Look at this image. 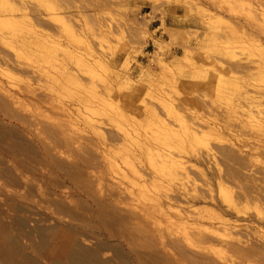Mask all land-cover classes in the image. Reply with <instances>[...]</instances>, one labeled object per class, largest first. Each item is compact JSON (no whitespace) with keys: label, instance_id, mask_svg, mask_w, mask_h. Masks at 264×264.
Returning <instances> with one entry per match:
<instances>
[{"label":"rangeland","instance_id":"obj_1","mask_svg":"<svg viewBox=\"0 0 264 264\" xmlns=\"http://www.w3.org/2000/svg\"><path fill=\"white\" fill-rule=\"evenodd\" d=\"M28 1L35 6V14L52 25L45 27L36 21L38 27L46 28L59 42L30 48L23 43L27 24H4L6 38L0 40V63L4 68H0V78L8 84L24 85L30 81L39 91L51 95L47 100H24L21 110L31 118L57 126L65 124L69 137L94 138L80 148L76 147L78 144L71 149L62 147L57 152L58 162H63L87 185L95 176L102 177L94 188L112 189L139 210L138 204L152 202L146 192L136 187L131 193L120 185L127 180L125 174L130 173L124 158L144 168L152 167L145 154L138 155L140 142L156 130V117L144 104L155 102L160 106L158 95H165L188 119L196 107L211 109L213 113L208 114L229 124L221 138L214 141V156L202 158L194 155L190 146L181 151L174 148V143L172 149L191 170L186 189L196 184L205 187L204 180L211 175H204V169L215 176L217 167L228 168V185L214 191L222 206L210 198L188 203L183 199L185 188L180 186L170 193L178 196L179 207H208L222 213L236 224L233 229L239 232L242 245L264 246V147H257L258 143L264 144V138L256 133L264 113L257 107L250 109L261 100H248L264 91V72L259 70L262 54L251 43V33L242 35V26L253 22L249 16L252 0ZM258 38L264 44V33L260 31ZM5 50L19 65L3 63ZM216 62L227 65L231 72ZM165 64L172 67V72L165 69ZM95 94L105 100H95ZM161 110L166 115L165 109ZM34 127L41 130V124ZM18 139L39 153V144L28 135H18ZM111 144L118 147L117 152L110 150ZM154 147L162 150L169 146ZM228 149L238 154V160L224 156L223 150ZM89 150L94 151L97 160L95 166L85 168L79 158ZM127 150H132V154ZM46 179L52 183L49 188H56L61 194L74 187L57 171ZM15 181L20 186L14 185ZM40 187H47L41 178L32 184L11 163L0 162V219L11 224L16 233H23L22 241L30 254H35L39 237L30 227L21 228L17 221L28 217L30 225L45 223L40 218L48 213L46 206L50 204ZM244 187L248 188L249 197H241ZM10 189L28 190L27 197H18L15 202L30 210L16 212L10 207ZM67 195L58 198L68 206L80 204L78 210L91 204L83 193ZM230 195L242 206V213L225 212ZM152 223L165 226L156 219ZM179 235L183 238L182 233ZM185 242L198 248L192 241ZM201 245L214 255L218 250L230 254L222 244Z\"/></svg>","mask_w":264,"mask_h":264},{"label":"bare ground","instance_id":"obj_2","mask_svg":"<svg viewBox=\"0 0 264 264\" xmlns=\"http://www.w3.org/2000/svg\"><path fill=\"white\" fill-rule=\"evenodd\" d=\"M263 4L264 0H252L249 16L253 22L247 27L242 26V35L251 33V43L261 50L260 72H264V44L258 38L260 31L264 33V7H261ZM35 12V6L28 0H0V40L6 38L4 24L21 23L28 26V32L23 39L26 46L34 48L39 44L59 42L46 28L38 27V23L45 27L52 25L48 20L40 19ZM5 51L3 63L19 65V62L10 56L11 53ZM216 63L231 72L227 65ZM2 66L0 63V68H4ZM164 67L167 71L172 68L167 64ZM43 99H51V95L39 91L30 81L24 85L16 82L8 84L0 78V162L11 163L32 184L41 178L45 186L47 185L45 189L40 187L41 194L50 204L46 206L48 213L40 218L44 224L36 222L37 224L30 225L28 217H19L17 221L21 228L30 227L31 232L37 233L39 239L35 254L28 253L22 241L23 233H16L11 224L0 219V264H42L41 261H45V264H254L255 261L264 264V246L242 245V239L238 237L239 232L233 229L237 227L236 224L230 222L222 213L208 207H179L178 196L170 193L178 186L185 188L191 179L187 161L176 156L172 149L173 143L174 148L179 150L190 146L191 152L202 158L214 156V141L221 138L229 124L219 122L207 113H213V110L196 107L195 114L188 119L176 103L171 101L173 99L165 95H158L160 106L155 102L144 104L156 117V130L140 142L141 150L138 155L145 154L152 167L144 168L124 158L130 166V173L125 174L127 180L122 181L120 185L122 190L131 193L138 187L151 199L150 203L138 204L140 209L135 210L126 196L118 195L112 189L103 191L94 188L97 180L102 177L95 176L87 185L63 162H58L57 152L62 147L71 149L78 144L76 147L80 148L86 141H94V138L82 135L69 137L65 124L57 126L38 117L33 119L21 110L24 100ZM95 100L105 99L95 94ZM248 100H261L250 109L257 107L260 113H264V91ZM162 108L165 109L166 115L162 114ZM39 124L41 130L36 131L34 126ZM256 133L264 138V117L258 124ZM24 134L39 144V153L18 139V135ZM52 141L54 145L51 144ZM154 144L158 147H169L161 150L156 149ZM257 147H264V144L258 143ZM117 148L115 144H111L110 150L117 152ZM131 151L127 150V153L131 155ZM87 152L88 154H82L79 158L85 168L95 166L97 160L94 151ZM222 153L229 159L239 158L238 154L230 149L223 150ZM216 169L215 176L210 170L204 169V175H211L205 178V187L196 184L191 189L185 188L183 199L189 203L210 198L215 200L218 206H222L214 191L216 187L218 190L226 188L229 170L223 167ZM54 171L68 178L74 187L67 192L63 191V194L56 188L51 190L49 187L52 183L46 177ZM15 182L14 185L20 186L19 181ZM27 192L28 190H9V198L13 200L10 207L16 212L30 210L25 204L15 202L18 197H27ZM76 192L88 197L91 203L88 208L78 210L80 204L76 207L68 206L58 198ZM242 196H250L247 187H244ZM228 201L229 208L225 209L227 214H233L234 211L237 214L242 213V206L231 195ZM52 204L55 205L54 208L51 207ZM173 206L178 208L177 211L169 210ZM153 219L163 222L165 226H154ZM179 233L183 234L184 239ZM185 239L196 243L198 248L190 247ZM203 243L225 245L230 254L218 250L214 255L205 250L207 247L202 246Z\"/></svg>","mask_w":264,"mask_h":264}]
</instances>
